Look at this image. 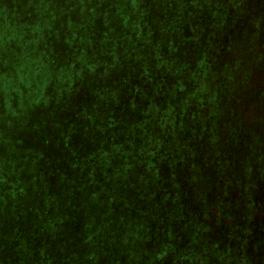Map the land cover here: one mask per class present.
I'll return each mask as SVG.
<instances>
[{
    "label": "trees",
    "instance_id": "1",
    "mask_svg": "<svg viewBox=\"0 0 264 264\" xmlns=\"http://www.w3.org/2000/svg\"><path fill=\"white\" fill-rule=\"evenodd\" d=\"M1 8L0 102L3 94L21 105L0 117V264H62L63 217L86 216V198H114L126 212L124 169L140 184L152 167L173 165L187 169L180 196L189 203L165 205L162 222L147 224L155 237L142 245L147 262L168 264L165 232L181 227L185 211L191 264H251L255 230L243 214L256 208L237 165L264 164V0H11ZM44 130L53 135L43 139ZM234 138L259 147L249 157ZM111 168L118 180L103 171ZM252 173L251 184L262 177ZM110 179L118 196L103 184ZM231 187L244 190L241 205L223 199ZM203 199L218 218L197 211ZM74 232V247L84 246V231Z\"/></svg>",
    "mask_w": 264,
    "mask_h": 264
},
{
    "label": "rangeland",
    "instance_id": "2",
    "mask_svg": "<svg viewBox=\"0 0 264 264\" xmlns=\"http://www.w3.org/2000/svg\"><path fill=\"white\" fill-rule=\"evenodd\" d=\"M10 1L11 0H0V11L2 10L1 6H3V3L6 5V2L9 3ZM42 61L45 60L38 56L33 58L34 65L41 66L40 62ZM29 74L31 73H28V75ZM20 105L21 103L18 105L17 102L10 105V103H7V99H5L4 95L2 94L0 102V117H4L7 113L14 114V111H16ZM42 133L45 135L43 139L53 135L51 130H44ZM0 135L4 136V132L1 128ZM3 138L4 137H1V140ZM252 138L249 140L246 139V142L244 139L234 138L233 142L243 145L245 148L248 147L246 149V154L251 157L253 152L259 147L258 145H254L253 140H251ZM154 142H156V145V137ZM39 146L40 145L38 142L34 145V147L37 149ZM233 151H235V149ZM125 153L127 156H132V153L131 151L129 152V149ZM257 155L258 152H255L254 158ZM152 158L155 163L160 162L157 157L154 158L153 156ZM158 167L159 166L152 167L150 172L147 173V176H145L143 182L140 184L133 182V178L136 174L133 170L130 171V169H124V171L128 173L130 172V177L132 176V179H130L128 182L129 197H127V200L125 201V204L127 203L126 212H119V204L113 202L115 201L114 198L112 202L107 201L110 205L101 203L99 201L100 199L92 201L86 198L83 202L91 204L89 207L91 210H89L88 214L86 213V216L81 215L82 217L77 218H72L70 216L63 217L64 223L66 225L63 226V230L61 232L59 230L57 231L59 242H61L59 247L63 248V256H61L60 260L65 261L62 264H149L145 258L144 252H142V245L144 240L155 241V237L153 234L150 235V231L147 229V224L152 221H159L161 223V218H163V215L165 214V205L168 207L174 205L175 207L180 205V203L186 199V196L180 195L185 192L182 178L187 169L181 170L180 168L173 165L174 169L168 171ZM237 167L242 173L245 171L242 180L238 178L239 184H241L245 188L246 192H248L252 197L254 206L257 209L243 214V216H245V224L251 222L255 230V235L253 237L247 236L248 240H252V246L250 248L252 251L249 261L251 264H264V164H262L261 170L257 169L258 165H256V163L252 164V167H250L248 170H245V168L243 170V165H237ZM113 169L115 168L103 171H108L112 174L116 172V180H118V178L122 176L121 172L114 171ZM219 169L221 170L222 167L219 166ZM252 170V176L257 174L262 176L260 178H256L253 184H251L245 176L248 173H251ZM91 171L93 172V170ZM196 174L199 177L195 183L199 181L198 184L201 186L203 177L202 171H196ZM164 175L167 177L166 182L163 180ZM96 178L97 172H95L93 179ZM130 182L132 185L129 184ZM103 184L109 185L110 192H112L111 195L116 194L118 196L119 186L118 184L114 183L113 179H110L108 182ZM157 186H159V190L152 193ZM164 187L166 190H164ZM191 192L194 193V189L191 190ZM237 192L244 193V190L233 189V187H231L230 191L224 195L223 199L225 202L231 201L233 204L239 203V205H241L236 194ZM177 193H179V196H176ZM199 201L201 202V208L197 211L207 212L203 214L204 216H208V210L204 209V207L207 206V199ZM162 202H164V204H162ZM188 203L189 202L186 200L183 201L184 206L188 205ZM229 209H231V207L222 206V210L225 212V214L228 213ZM81 214L84 215V213ZM177 217L178 215H176V218ZM209 217L213 219L218 218L215 215V211L214 215H209ZM178 218H180L181 227L174 225L173 228L165 232V234L167 233L168 237L166 239L167 245H169L166 247V253L169 256L168 264H191L190 254L192 253L191 250L193 249L189 246L191 248L190 250L188 248V244L192 240V230L190 227L192 225L193 219H191L189 213H185V211ZM2 219L3 218L1 217L0 225L7 221L6 218H4L3 221ZM200 219L202 220L203 218L200 217ZM76 227H80L81 232L84 231L83 236L87 239V243H85L84 246L77 248H75L72 244V241L74 240L76 242L77 238V235L74 232ZM113 232H116L117 234H114ZM216 235L217 234H215V236ZM51 237H47V239L49 240ZM43 238L44 236L41 237V239ZM50 245L55 246L52 243ZM89 253L92 254L93 257H91L89 260H86L85 254ZM130 255L132 257L131 259L129 258ZM206 255L209 256V253H206ZM207 259L214 261L213 257H207ZM208 260L203 257L204 263H210ZM200 264H202V260Z\"/></svg>",
    "mask_w": 264,
    "mask_h": 264
}]
</instances>
